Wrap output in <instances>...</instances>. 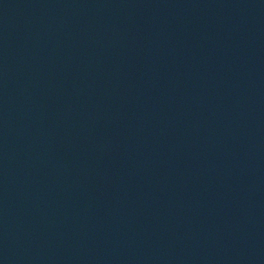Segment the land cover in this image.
Listing matches in <instances>:
<instances>
[{"label": "water", "instance_id": "obj_1", "mask_svg": "<svg viewBox=\"0 0 264 264\" xmlns=\"http://www.w3.org/2000/svg\"><path fill=\"white\" fill-rule=\"evenodd\" d=\"M0 264H264V0H0Z\"/></svg>", "mask_w": 264, "mask_h": 264}]
</instances>
